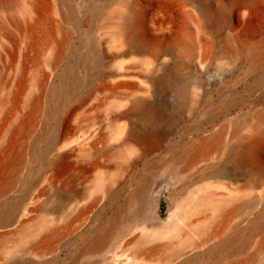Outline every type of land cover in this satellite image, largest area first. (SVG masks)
Instances as JSON below:
<instances>
[{"label":"rangeland","instance_id":"rangeland-1","mask_svg":"<svg viewBox=\"0 0 264 264\" xmlns=\"http://www.w3.org/2000/svg\"><path fill=\"white\" fill-rule=\"evenodd\" d=\"M263 42L264 0H0V117L10 91L22 92L23 101L41 79L50 96L58 90L22 140L32 171L10 193L12 201L38 174L52 130L85 101L68 141L48 157L77 151L72 163L78 169L59 186L81 197L56 209L46 197L31 203L27 230L36 232L39 246H53L18 256L40 264H108L113 258L116 264H228L252 257L251 264H264V249L254 256L264 222L253 244L222 260H201L195 249L212 238L227 210H234L230 230L243 231L264 215V63L252 61ZM63 100L66 108L57 118L53 113ZM131 101L145 105L136 123L145 124L144 116L158 107L157 125L167 132L143 159H136L137 149L124 153L119 147L127 123L120 113ZM204 138L210 140L202 154L187 167L180 153ZM174 159L178 176L169 165L160 167ZM153 167L159 170L151 202L156 214L145 211L101 250L75 260L73 238L103 206V220L112 217ZM112 179L113 202L105 198L88 214L78 212ZM25 234L0 238V264L14 257L9 252Z\"/></svg>","mask_w":264,"mask_h":264},{"label":"bare ground","instance_id":"bare-ground-1","mask_svg":"<svg viewBox=\"0 0 264 264\" xmlns=\"http://www.w3.org/2000/svg\"><path fill=\"white\" fill-rule=\"evenodd\" d=\"M242 8L243 7L240 6L238 11H242ZM54 52H56L58 56L61 55L60 44L54 46ZM252 61L254 66L264 63V45L255 49ZM165 77L166 75L164 74L160 77V80ZM45 85V79L37 81L31 93L27 96V99L23 101L19 100L22 92L10 91L2 105V112L5 113V116L3 118L2 116L0 117V119L2 118L0 120V238H4L16 232H18V234L26 233L24 236L20 235V240H18L14 249L9 252V255L14 257L8 259L6 264H40L32 261V259L25 258L24 256L19 257L18 255L25 254V250L44 251L53 246L52 244L46 245V247L39 246L38 243L33 241L36 232L30 233L27 230V218L34 211L33 207L30 206L31 203H35L40 198L46 197L47 204L49 205L51 202L55 203L53 209H56L65 205L72 199L76 200L81 197L78 190L59 186V183H62V181L67 178L69 170L75 172L78 169L75 163H72V160L77 155V151H58L52 158L49 159L48 157L51 153L58 149H62V144L68 141L74 130L72 124L73 121H75L73 119L76 118L75 114L84 105L85 101L70 109L66 113L64 120L59 122L57 127L52 130L51 134L53 140L49 147L39 156L41 168L38 174L26 185L25 193L16 201H12L11 196H9L10 193L16 189V185L19 184L20 179L23 178L25 174L32 171L29 167L30 164L28 165L26 160L28 152L21 147L22 140L34 130L36 126L34 124V118L37 115L43 114L47 104H51L54 100L56 91H58L57 89L54 90V94L50 96ZM126 107L127 109L120 113V119L127 120V123L119 133V147L124 153H131L137 149L138 151L136 152H138V154L136 159H143L155 148L158 142L163 140L167 135V132L157 125V120L162 115V111L158 107L152 108V112L144 116L147 122L139 125L133 118L143 115L144 112L142 110L145 109V105L140 101H131ZM65 108L66 101L63 100L53 113L55 117L58 118L59 114L62 113ZM209 140L210 138H204L182 150L180 156L185 159L187 167L195 165L202 154V147H204ZM164 165H169L173 174L176 176L180 174V171L176 168V159L170 164L167 162L161 163L160 167ZM158 172L159 170L153 167L149 172V176L140 181L139 185L130 193L128 198H126V202L122 204L107 221L103 219L108 206L105 205L98 209L94 218L95 220H93V222L91 221L92 223L90 225L85 226V229L81 228L84 230L80 229L81 232L75 236V239L73 238V240H75L74 243L78 247V255L75 257V260L78 261L81 256L90 252L101 250L113 237L120 235L126 230L132 219H140L145 211H153L156 214V209L154 208V210H152L153 207L151 202L152 199H155L154 195L158 188V183L155 180ZM226 175L227 174H225V177ZM70 179L72 180L71 177ZM70 179H67L66 182ZM113 182L112 179L100 186L96 192V194L100 193V195L95 194L88 202L82 203L84 204L83 206L80 204L78 212L82 215L86 214V212L88 214L92 211L90 209L94 210L95 208L93 207L96 205L98 206V203L105 198H107L108 203L113 202L117 194V192L113 190ZM41 183H43V185L46 184L45 186L41 185L42 188L39 190L38 187H40ZM66 184L70 185L68 183ZM233 213V209L225 211L223 213L224 221L222 225L211 234L212 238L203 240L195 245V249L201 250L197 253L196 257H199L201 260H222L233 251H244L253 244L255 237L261 232L264 215H258L245 230L238 231L236 229L230 230L228 226V221ZM77 217V219H79V216ZM156 218L159 223L164 225L167 224L157 215ZM73 222H75V219ZM71 225L75 224L72 223ZM74 228H76V226ZM72 230L75 231L77 228L73 229L72 226ZM52 235L53 232H50L46 235V238ZM211 240L217 241L214 244H210ZM170 246L171 245H164L163 248H169ZM263 249L264 237L260 241L254 256ZM252 258L247 261L238 259L228 264H251ZM116 263L117 260L115 258L108 262V264ZM42 264H46V262ZM121 264H124V262H121Z\"/></svg>","mask_w":264,"mask_h":264}]
</instances>
